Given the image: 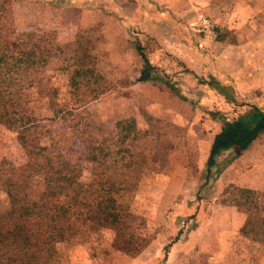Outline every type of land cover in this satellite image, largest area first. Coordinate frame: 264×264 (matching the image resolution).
<instances>
[{
    "label": "rangeland",
    "instance_id": "rangeland-1",
    "mask_svg": "<svg viewBox=\"0 0 264 264\" xmlns=\"http://www.w3.org/2000/svg\"><path fill=\"white\" fill-rule=\"evenodd\" d=\"M4 6L11 14L0 19L1 33L12 27L13 37L24 32L39 35L50 57L35 72L36 80L52 78L61 88L59 100L69 102L64 93L65 68L73 63L76 40L100 37L95 46L96 69L105 82L100 97L75 112L69 142L79 146L82 135L103 139L118 159L121 156L114 153L129 148L133 167L121 169L126 187L113 198L145 219L151 237L134 257L114 251L109 238L78 237L58 247L61 255L55 264H256L248 261L253 253L244 252L245 245L239 242L245 211L228 205L226 191L229 185L264 191V173L242 177L245 170L239 166L216 175L227 153L209 173L206 170L211 143L221 126L217 117L233 119L255 105L226 83L227 63H220V70H208L210 58L194 56L201 38L204 49L212 45L196 30L197 13L179 16L150 0L147 4L139 0L138 7L129 0H0V10ZM79 9L88 11L93 21L82 23L76 16ZM97 24L100 30L87 34ZM216 35L220 36L217 30ZM184 42L186 60L180 55ZM137 43L162 81L136 82L142 68ZM199 61L203 69H191ZM213 80L224 91L207 84ZM129 118L136 120L140 135L118 142L115 123ZM0 154L19 158L14 133L4 128H0ZM4 196L0 185V199ZM261 257L257 264H264V252Z\"/></svg>",
    "mask_w": 264,
    "mask_h": 264
},
{
    "label": "trees",
    "instance_id": "trees-1",
    "mask_svg": "<svg viewBox=\"0 0 264 264\" xmlns=\"http://www.w3.org/2000/svg\"><path fill=\"white\" fill-rule=\"evenodd\" d=\"M6 7L1 8L0 19L11 14ZM99 26L87 34L99 31ZM1 29L0 128L14 133L19 158L0 154V185L5 194L0 199V264H55L61 244L94 236L109 238L114 251L134 257L151 240L145 219L113 198L114 193L124 192L121 169L133 167L134 154L129 148L116 151L115 157L121 156V161L112 157L103 139L82 135L79 146H74L68 136L75 112L97 100L105 82L96 69L95 46L100 37L76 40L73 63L65 68L68 102L58 99L61 88L52 78L36 80L35 72L50 57L39 35L24 32L13 37L12 27L6 34ZM135 49L142 61L136 82L162 81L140 43ZM164 84L175 91L168 81ZM207 84L220 92L225 89L214 80ZM217 119L221 126L210 146L207 172L216 167L222 154L229 156L216 175L264 134V110L251 106L233 119ZM115 127L118 142L140 135L133 118L119 120ZM228 187V205L243 208L246 214L239 242L244 243V252L253 253L248 261L257 264L264 252V191Z\"/></svg>",
    "mask_w": 264,
    "mask_h": 264
},
{
    "label": "crops",
    "instance_id": "crops-1",
    "mask_svg": "<svg viewBox=\"0 0 264 264\" xmlns=\"http://www.w3.org/2000/svg\"><path fill=\"white\" fill-rule=\"evenodd\" d=\"M129 1L133 6L138 7L139 0ZM150 1L161 7L170 8L179 16H184L191 11L197 14H208L214 21L216 30L220 32V36L216 35L213 40L206 39V43L212 44L210 49L202 47L204 39L201 38L198 47L194 48V56H199L201 59L203 55L209 57L210 61L205 67L208 70H220L219 64L227 63V72L229 71L230 74L228 73L226 83L234 87L246 102L264 109V0ZM144 2L147 4L148 0ZM79 10L81 11L76 16H81L82 23L93 21H90L87 16L88 11ZM222 32L226 35L221 34ZM182 37L185 39L186 33ZM186 43L184 42V48L180 52L183 60H186L187 56ZM200 61L191 69L195 71L203 69ZM239 166L242 172L245 170L242 177H256L264 173V134L227 167L229 171H232ZM234 173L236 175V172ZM240 181L236 184H240ZM243 186L247 185L244 183Z\"/></svg>",
    "mask_w": 264,
    "mask_h": 264
},
{
    "label": "built area",
    "instance_id": "built-area-1",
    "mask_svg": "<svg viewBox=\"0 0 264 264\" xmlns=\"http://www.w3.org/2000/svg\"><path fill=\"white\" fill-rule=\"evenodd\" d=\"M196 30L207 39L213 40L216 37V26L214 21L204 13H198L195 20Z\"/></svg>",
    "mask_w": 264,
    "mask_h": 264
}]
</instances>
